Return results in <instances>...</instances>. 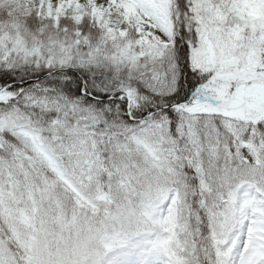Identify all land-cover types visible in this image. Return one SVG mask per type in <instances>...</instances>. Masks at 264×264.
Segmentation results:
<instances>
[{"label": "snow or ice", "instance_id": "6c2138e0", "mask_svg": "<svg viewBox=\"0 0 264 264\" xmlns=\"http://www.w3.org/2000/svg\"><path fill=\"white\" fill-rule=\"evenodd\" d=\"M0 264H264V0H0Z\"/></svg>", "mask_w": 264, "mask_h": 264}]
</instances>
